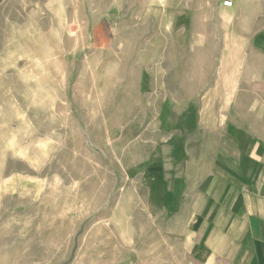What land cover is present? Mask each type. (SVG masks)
Instances as JSON below:
<instances>
[{"label": "rangeland", "instance_id": "obj_1", "mask_svg": "<svg viewBox=\"0 0 264 264\" xmlns=\"http://www.w3.org/2000/svg\"><path fill=\"white\" fill-rule=\"evenodd\" d=\"M229 1L0 0V264H244L180 200L264 146V0Z\"/></svg>", "mask_w": 264, "mask_h": 264}, {"label": "crops", "instance_id": "obj_2", "mask_svg": "<svg viewBox=\"0 0 264 264\" xmlns=\"http://www.w3.org/2000/svg\"><path fill=\"white\" fill-rule=\"evenodd\" d=\"M232 140L228 160L216 163L214 172L206 175L201 167L198 183L185 180L181 204L191 200L189 216L197 222L208 218L203 231L213 224L212 241L221 249L220 256L227 248L230 258L242 256L244 264H264V146L255 145L243 130ZM189 164L198 168L197 162ZM151 169V180L166 185L163 167L156 164ZM178 182L169 185L166 193H174Z\"/></svg>", "mask_w": 264, "mask_h": 264}, {"label": "built area", "instance_id": "obj_3", "mask_svg": "<svg viewBox=\"0 0 264 264\" xmlns=\"http://www.w3.org/2000/svg\"><path fill=\"white\" fill-rule=\"evenodd\" d=\"M223 6L225 8H231L233 6V3L229 0H223Z\"/></svg>", "mask_w": 264, "mask_h": 264}]
</instances>
